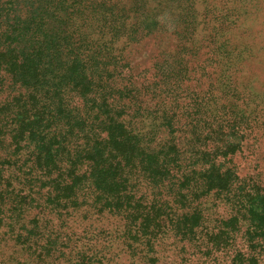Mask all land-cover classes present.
<instances>
[{
	"label": "trees",
	"instance_id": "16d2710c",
	"mask_svg": "<svg viewBox=\"0 0 264 264\" xmlns=\"http://www.w3.org/2000/svg\"><path fill=\"white\" fill-rule=\"evenodd\" d=\"M259 8L0 0V264H264Z\"/></svg>",
	"mask_w": 264,
	"mask_h": 264
},
{
	"label": "rangeland",
	"instance_id": "374dc122",
	"mask_svg": "<svg viewBox=\"0 0 264 264\" xmlns=\"http://www.w3.org/2000/svg\"><path fill=\"white\" fill-rule=\"evenodd\" d=\"M261 8V7H260ZM258 9L257 19L252 20V32L256 36V41L258 47L255 48V59L247 61V74L254 75V80L263 85L264 87V9ZM155 49L153 41H149L144 44L143 47H138L130 54L131 59L141 56L143 53H151V50ZM149 53L145 55L140 61L143 66H148ZM133 57V58H132ZM259 87V86H257ZM255 148L258 147V150H254L253 147L245 148L242 153L238 154L234 159V164L238 170V173L242 176L263 173L264 176V142L255 144Z\"/></svg>",
	"mask_w": 264,
	"mask_h": 264
}]
</instances>
